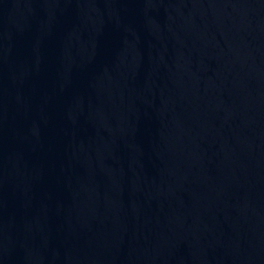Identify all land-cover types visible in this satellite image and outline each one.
<instances>
[{
	"label": "water",
	"instance_id": "95a60500",
	"mask_svg": "<svg viewBox=\"0 0 264 264\" xmlns=\"http://www.w3.org/2000/svg\"><path fill=\"white\" fill-rule=\"evenodd\" d=\"M0 264H264V0H0Z\"/></svg>",
	"mask_w": 264,
	"mask_h": 264
}]
</instances>
